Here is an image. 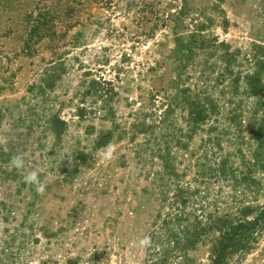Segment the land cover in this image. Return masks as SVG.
<instances>
[{
    "label": "rangeland",
    "instance_id": "rangeland-1",
    "mask_svg": "<svg viewBox=\"0 0 264 264\" xmlns=\"http://www.w3.org/2000/svg\"><path fill=\"white\" fill-rule=\"evenodd\" d=\"M153 8L161 16L172 1L0 0V264L151 263L159 160L149 154L148 136L130 139V127L153 106L163 110L178 72L173 22L151 29ZM188 8L177 32L206 24L211 46L194 62L216 66L221 48H211L224 41L239 50L244 70L251 43L264 45V0H188ZM44 9L49 33L32 36L30 19ZM193 65L182 72L192 91L200 84ZM92 80L114 86L108 106L118 128L102 116ZM226 86L213 91L222 105ZM183 114L172 119L183 125ZM199 144L197 134L189 146ZM256 241L229 264H264V234ZM208 251L199 244L189 255L205 264Z\"/></svg>",
    "mask_w": 264,
    "mask_h": 264
},
{
    "label": "trees",
    "instance_id": "trees-1",
    "mask_svg": "<svg viewBox=\"0 0 264 264\" xmlns=\"http://www.w3.org/2000/svg\"><path fill=\"white\" fill-rule=\"evenodd\" d=\"M171 1L172 10L161 16L152 9L158 22L151 29L165 26L168 19L173 22L178 70L173 92L162 97L165 106L160 113L153 106L136 116L130 127V139L148 136L149 154L159 160L154 183L160 210L148 234L150 264H202L189 255L199 244L208 245L205 264H229L230 255L249 251L264 234V45L251 43L249 54L243 58L248 64L244 70L239 68V50L224 41L216 45L215 39L210 45L216 46L211 50L221 48L216 66L194 62L198 51L211 47L204 33L206 24H196L187 34L177 32L185 26L190 9L188 0ZM49 15L44 9L30 19L32 36L49 33L45 28L51 20ZM26 47L28 50L30 44ZM192 64L199 66L200 83L193 91L183 86L182 77ZM106 83L92 80L90 88L103 102L102 116L111 118V124L117 127L114 108L108 106L115 88L112 84L102 88ZM224 84L230 93L222 90L220 99L226 97L222 105L213 91ZM245 98L252 99L250 106L244 105ZM176 111L184 113L183 125L172 119ZM84 112L77 109L79 117ZM56 123H52L53 129L58 127ZM197 134L200 144L191 149L189 145ZM109 139L107 136L97 143L104 145ZM185 156L190 157L187 163Z\"/></svg>",
    "mask_w": 264,
    "mask_h": 264
}]
</instances>
